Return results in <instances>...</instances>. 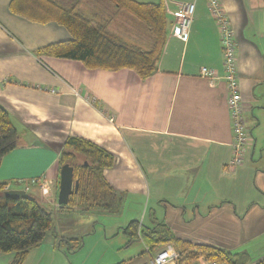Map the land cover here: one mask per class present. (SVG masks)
Masks as SVG:
<instances>
[{"label":"crops","instance_id":"1","mask_svg":"<svg viewBox=\"0 0 264 264\" xmlns=\"http://www.w3.org/2000/svg\"><path fill=\"white\" fill-rule=\"evenodd\" d=\"M136 1L163 3L168 33L179 5H195L186 42L168 34L145 79L128 68H88L38 54L70 39L69 31L55 21L30 20L11 9V0H0V106L18 134L16 147L1 159L0 183L59 210L60 151L68 137L84 138L114 157L103 176L121 194L122 207L131 201L140 206L141 218L131 220L163 222L177 237L206 245L212 244L201 228L233 227L239 244L221 248L238 249L264 225V0H219L236 41L249 131L239 165L231 163L222 54L206 1ZM203 66L219 78H203ZM197 230L204 242L182 233Z\"/></svg>","mask_w":264,"mask_h":264},{"label":"trees","instance_id":"2","mask_svg":"<svg viewBox=\"0 0 264 264\" xmlns=\"http://www.w3.org/2000/svg\"><path fill=\"white\" fill-rule=\"evenodd\" d=\"M11 9L30 20L63 25L71 38L47 44L38 54L81 61L88 68L118 70L132 69L141 79L156 69L168 35L164 4L136 0H11ZM128 22V27L120 25ZM121 22V23H120ZM125 25V24H124ZM18 134L9 115L0 106V162L17 145ZM114 157L95 143L79 137H68L60 151L59 164L73 166L77 191L68 204L59 210L79 209L117 211L122 196L105 180L103 170L110 167ZM9 183H0V253L12 252L9 264H22L29 251L47 235L54 233L53 213L36 199L4 195ZM128 241L141 240L152 249L166 243L180 253L177 264L192 262L198 254H206L220 264L251 263L247 252L206 244H193L177 237L163 222L152 226L130 220L123 228ZM55 235V234H54ZM55 237L54 246L61 242ZM56 241L58 242L56 244ZM69 250L80 247L72 240ZM71 248V249H70ZM264 264V257L255 261ZM121 261L116 264H123Z\"/></svg>","mask_w":264,"mask_h":264},{"label":"rangeland","instance_id":"3","mask_svg":"<svg viewBox=\"0 0 264 264\" xmlns=\"http://www.w3.org/2000/svg\"><path fill=\"white\" fill-rule=\"evenodd\" d=\"M124 24L121 23L120 25L126 29L129 26L128 22L125 21ZM129 204H127L129 207L127 205L122 207L121 203L117 211L110 213L98 210L82 211L77 208L73 210L49 209L53 213L54 233L48 232L45 238L29 251L22 264H116L121 261L132 263L145 261L148 258L144 252L146 243L144 244L141 240L129 242L122 230L128 221L134 217L140 219L143 212L135 202L131 201ZM188 228L190 229V227ZM228 228L205 227L204 229L201 228L200 232L207 237L205 239L209 244H212L211 246L226 247L234 243L235 245L239 244L240 237L235 229L233 227ZM241 228L243 231L245 230L244 233H248L250 230H246L248 226ZM262 230H264V225L257 230L254 229V236L244 244L239 245L238 249L230 250L237 252L235 250L246 248L251 262L259 260L263 254L262 248H264V231ZM182 233L187 238H193V241H205V239L198 237L199 230L195 233L192 231L191 233L182 231ZM55 237L59 240L69 239L70 242L69 244L61 242L60 248H57L54 246ZM72 240H78L80 247L75 250L70 248L71 250L67 251L70 246L74 245ZM190 242L196 244V242ZM13 256L14 253L12 252L0 253V264H9ZM210 258L203 253L198 254L193 261Z\"/></svg>","mask_w":264,"mask_h":264},{"label":"built area","instance_id":"4","mask_svg":"<svg viewBox=\"0 0 264 264\" xmlns=\"http://www.w3.org/2000/svg\"><path fill=\"white\" fill-rule=\"evenodd\" d=\"M208 11L215 20L219 36V44L222 54V78L225 81L227 88V106L230 115L231 131H232V158L231 163L239 165L243 162V155L247 149L249 141V131L245 120V107L243 105L236 70V41L234 33L221 3L219 0H205ZM194 2L181 3L178 9L173 13L174 19L169 29V35L186 42L192 16L194 12ZM200 74L203 78L213 82L218 79L217 72L208 67H201ZM54 92V90H50ZM112 120V117H108ZM14 183L19 184L16 180ZM5 190H9V184ZM145 254L148 258L136 264H177L180 259V253L176 248L166 243L162 246L152 249L150 246H145ZM123 264H131L124 262ZM187 264H220L216 260L199 259ZM248 264H257L251 262Z\"/></svg>","mask_w":264,"mask_h":264},{"label":"water","instance_id":"5","mask_svg":"<svg viewBox=\"0 0 264 264\" xmlns=\"http://www.w3.org/2000/svg\"><path fill=\"white\" fill-rule=\"evenodd\" d=\"M77 181L73 180V166L63 164L59 170V185L57 193V204L63 207L68 204L71 195L77 191ZM6 196L25 197V190L22 189H9L4 192Z\"/></svg>","mask_w":264,"mask_h":264}]
</instances>
